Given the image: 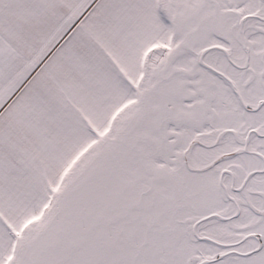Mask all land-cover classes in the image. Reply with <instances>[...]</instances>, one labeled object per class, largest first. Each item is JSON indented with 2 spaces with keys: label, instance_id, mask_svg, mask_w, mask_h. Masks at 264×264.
Returning <instances> with one entry per match:
<instances>
[{
  "label": "snow or ice",
  "instance_id": "1",
  "mask_svg": "<svg viewBox=\"0 0 264 264\" xmlns=\"http://www.w3.org/2000/svg\"><path fill=\"white\" fill-rule=\"evenodd\" d=\"M0 264H264V0H0Z\"/></svg>",
  "mask_w": 264,
  "mask_h": 264
}]
</instances>
